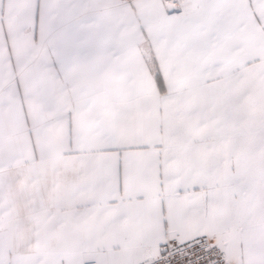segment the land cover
Listing matches in <instances>:
<instances>
[{"label": "snow or ice", "instance_id": "6c2138e0", "mask_svg": "<svg viewBox=\"0 0 264 264\" xmlns=\"http://www.w3.org/2000/svg\"><path fill=\"white\" fill-rule=\"evenodd\" d=\"M0 264H264V0H0Z\"/></svg>", "mask_w": 264, "mask_h": 264}]
</instances>
